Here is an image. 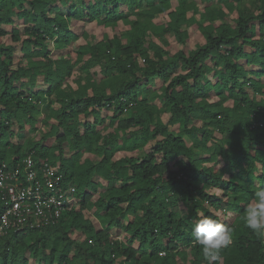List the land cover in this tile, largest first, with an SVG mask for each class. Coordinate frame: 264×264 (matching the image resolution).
I'll list each match as a JSON object with an SVG mask.
<instances>
[{
	"label": "trees",
	"instance_id": "16d2710c",
	"mask_svg": "<svg viewBox=\"0 0 264 264\" xmlns=\"http://www.w3.org/2000/svg\"><path fill=\"white\" fill-rule=\"evenodd\" d=\"M73 21L120 30L93 40ZM29 152L75 206L1 235L0 264H207L191 235L205 216L233 229L217 264H264L244 223L264 188V0H0V163Z\"/></svg>",
	"mask_w": 264,
	"mask_h": 264
},
{
	"label": "built area",
	"instance_id": "2783aa9c",
	"mask_svg": "<svg viewBox=\"0 0 264 264\" xmlns=\"http://www.w3.org/2000/svg\"><path fill=\"white\" fill-rule=\"evenodd\" d=\"M64 178L47 159L38 164L32 152L15 165L1 162L0 236L57 224L75 206L74 185Z\"/></svg>",
	"mask_w": 264,
	"mask_h": 264
},
{
	"label": "clouds",
	"instance_id": "9594fccd",
	"mask_svg": "<svg viewBox=\"0 0 264 264\" xmlns=\"http://www.w3.org/2000/svg\"><path fill=\"white\" fill-rule=\"evenodd\" d=\"M254 197L255 203H250L246 209L244 223L254 234L264 236V188L257 190ZM191 235L201 247L207 264H217L221 249L231 243L233 229L205 216L192 224Z\"/></svg>",
	"mask_w": 264,
	"mask_h": 264
},
{
	"label": "rangeland",
	"instance_id": "374dc122",
	"mask_svg": "<svg viewBox=\"0 0 264 264\" xmlns=\"http://www.w3.org/2000/svg\"><path fill=\"white\" fill-rule=\"evenodd\" d=\"M158 21L159 22H162V21H165V19L163 17H160L158 19ZM72 27L73 28L74 27L75 28L77 27L78 28V31H81V32L84 31V30H87V32L92 35L91 36V39H93V40L96 39V38H102L105 34H109L110 36H112L114 33L118 32L120 30V29H117V28L115 29V28H112V27H105L103 25L97 24L96 22L88 23V22H81V21H73ZM186 29L189 32V39H188L187 44L185 46L187 49L188 48H194L199 42L200 43L203 42V36L201 35V32L197 28V25L196 24H193L191 26H187ZM169 39H170V42H171L172 50L173 51H176V50L184 47L183 44H181V43H179V42L176 41V39L174 38L173 35H171L169 37ZM2 42L5 43V44H10L12 41H11L10 36L8 35V36H4L2 38ZM51 44L54 45V43H52V42H51ZM71 47L72 48H76V43L73 44V45H71ZM66 50L65 49H57V48L54 49L53 48V53L51 54V56L53 58H56L57 59V58H59L60 54L63 53L65 55ZM15 51H16V56H21L22 55L20 53V43H16L15 44ZM66 56L68 57L67 54H66ZM17 59L18 60L15 61L14 66L26 65L27 62H28V59L21 60V62H19V57ZM40 80H42V79H40ZM161 84H162V82L159 81V80H157L156 83H155V87L154 88H159L161 86ZM30 86H33V85H30ZM259 97H261V96H259ZM212 98H213V100L214 99L216 100V97H212ZM231 103H232V101H229L228 102V104H231ZM161 104L162 103L160 101V106H162ZM168 117H169L168 114L165 113L160 118H161L162 121L166 122L168 120ZM49 126H50V124H48V125L47 124H42L41 127H40V130H37L36 132H31V131L28 132V131H25L24 135H26V137L37 138L38 136L41 135L40 133L42 131L47 130L49 128ZM175 128H176L177 131H179V130L183 129V126H177ZM18 139L19 138L17 136L13 138L14 141H18ZM148 150H150V149H148ZM121 153L118 152L117 153V157H119L121 155ZM123 153H125V152H123ZM100 181L102 182V185H101V187L99 189V192L97 194H94L93 195V198H92L93 200L96 199L100 195V193L103 192V190L107 188V182L104 181V180H102V179H100ZM211 191L212 192H219L217 189H212ZM184 210H186V207L184 208ZM214 212H215V214L223 215V212L224 211H220L219 210L217 212L216 211H214ZM85 213L86 214H89L87 212V210L85 211ZM226 219L231 220V215L227 216ZM94 220L96 222H98L95 217H94ZM97 225H99V223ZM74 235H76V233ZM116 236L117 237L120 236L121 238H123V240H125V238H126V235L123 232L120 235H117L116 234ZM30 241H31V238L27 236L25 238V243L28 244V243H30ZM162 254H164V252H162ZM30 264H35L34 261L32 260V258H30Z\"/></svg>",
	"mask_w": 264,
	"mask_h": 264
}]
</instances>
